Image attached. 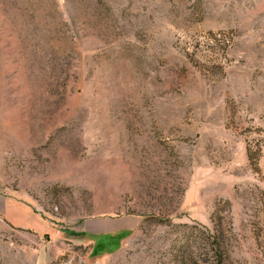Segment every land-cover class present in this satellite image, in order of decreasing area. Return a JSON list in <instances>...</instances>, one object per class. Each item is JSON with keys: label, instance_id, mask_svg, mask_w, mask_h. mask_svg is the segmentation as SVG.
Wrapping results in <instances>:
<instances>
[{"label": "rangeland", "instance_id": "rangeland-1", "mask_svg": "<svg viewBox=\"0 0 264 264\" xmlns=\"http://www.w3.org/2000/svg\"><path fill=\"white\" fill-rule=\"evenodd\" d=\"M67 261L264 264V0H0V264Z\"/></svg>", "mask_w": 264, "mask_h": 264}, {"label": "crops", "instance_id": "crops-1", "mask_svg": "<svg viewBox=\"0 0 264 264\" xmlns=\"http://www.w3.org/2000/svg\"><path fill=\"white\" fill-rule=\"evenodd\" d=\"M9 221L12 224H15V225L18 224L14 220H10L9 219ZM93 226H94V228H97V230H102L103 232H109V231L120 230V229L125 228V226H122V228H120V227H114V226H112L111 223H108V221H97L96 223L93 224Z\"/></svg>", "mask_w": 264, "mask_h": 264}, {"label": "built area", "instance_id": "built-area-1", "mask_svg": "<svg viewBox=\"0 0 264 264\" xmlns=\"http://www.w3.org/2000/svg\"><path fill=\"white\" fill-rule=\"evenodd\" d=\"M66 263L68 264V261Z\"/></svg>", "mask_w": 264, "mask_h": 264}]
</instances>
